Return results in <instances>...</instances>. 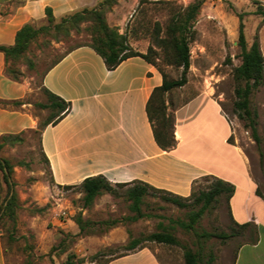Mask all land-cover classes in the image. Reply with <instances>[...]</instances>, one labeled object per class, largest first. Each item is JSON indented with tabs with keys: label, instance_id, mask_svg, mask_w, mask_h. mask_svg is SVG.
Returning <instances> with one entry per match:
<instances>
[{
	"label": "crops",
	"instance_id": "0c3cea01",
	"mask_svg": "<svg viewBox=\"0 0 264 264\" xmlns=\"http://www.w3.org/2000/svg\"><path fill=\"white\" fill-rule=\"evenodd\" d=\"M97 4L98 0H0V44L13 45L25 23L44 20L47 6L61 17ZM258 38L264 54L262 22ZM6 64L0 51V100L8 102L0 105V141L4 135L37 129L41 120L33 110L35 102L28 100L30 82L10 78ZM162 83L158 67L141 56L109 69L90 45L66 53L42 77L43 87L72 103L69 113L42 131L51 178L57 186L75 185L102 174L113 183L141 180L182 196H189L194 183L205 176L222 178L235 186L229 202L233 220L252 223L242 229L248 239L238 246L231 264H264V198L257 193L261 186L252 174L249 155L236 141L232 119L204 86L173 109L177 144L169 151L162 149L147 112L154 88ZM258 113L259 125H264V101ZM0 264H5L1 231ZM107 264L163 263L145 246Z\"/></svg>",
	"mask_w": 264,
	"mask_h": 264
},
{
	"label": "rangeland",
	"instance_id": "374dc122",
	"mask_svg": "<svg viewBox=\"0 0 264 264\" xmlns=\"http://www.w3.org/2000/svg\"><path fill=\"white\" fill-rule=\"evenodd\" d=\"M164 1L120 0L108 13V20L128 34L130 44L135 43V49L147 52L153 46L161 56L162 49L155 43V26L159 22L165 27L171 16V9ZM172 1L179 7L187 6L193 0ZM258 2L264 5V0H207L203 4L195 23L197 34L191 42L189 81L184 87L168 92L166 98L169 111L173 112L175 107L207 86L232 119L236 141L249 155L252 174L264 191V125H259L258 113L257 128L262 140L257 143L251 131L244 128L232 111L236 99L234 68L241 63V50L237 43L238 13H245L243 21L250 46L258 36L262 22L261 16L255 14ZM34 23L40 26L48 21L44 19ZM86 26L87 23L83 24L81 31H73L60 41L50 35H41L32 43L26 58L16 65L23 73L21 80H28L33 89L28 96L29 101L45 100L42 77L54 60L70 48L90 42L91 35ZM160 64L169 78L180 77L182 68ZM263 101L264 90L260 86L251 96V105L258 112ZM33 110L41 120L49 114V109L33 107ZM35 130L24 132L22 142L6 145L0 152L15 165L13 176L20 199L16 221L8 218L0 221L6 250L5 264H66L71 254L80 264H106L111 258L129 252L125 246L131 238L160 230V222L180 240L177 245L155 241L143 243L155 251L163 264H185V246L200 251L205 264H231L238 246L248 239V234L232 222L224 196L205 211L192 230L171 222V219L188 220L189 208L165 201L159 192L149 194L143 205L144 210L153 216L108 227L102 223L103 220L132 214L129 201L124 197L125 189H119L117 196L103 194L92 207L84 208L79 188L68 189L51 182L41 136ZM211 182L205 176L194 184L195 190L205 189ZM3 186L2 196L4 183ZM79 212L95 222L92 228L80 231L75 222ZM205 232H215L219 236L208 238Z\"/></svg>",
	"mask_w": 264,
	"mask_h": 264
},
{
	"label": "trees",
	"instance_id": "16d2710c",
	"mask_svg": "<svg viewBox=\"0 0 264 264\" xmlns=\"http://www.w3.org/2000/svg\"><path fill=\"white\" fill-rule=\"evenodd\" d=\"M119 1L120 0H98V4L94 7L86 6L68 12L61 17H56L52 8L47 6L45 18L48 21L47 24L37 26L34 22H27L18 30L16 41L13 45L0 44V51L4 52L7 61L5 71L10 78L20 81L23 73L16 65L21 59L26 58L32 43L41 35H50L56 41H60L70 36L73 31H81L83 24L87 23L85 28L90 32V42L78 44L70 48L62 56L54 60L47 70L58 63L66 53L82 45H90L93 47L104 58L109 69H115L122 61L132 56H141L148 62L156 65L163 75V83L154 88L147 104V112L153 127L156 142L162 149L169 151L176 146L177 139L174 133L175 116L173 112L169 111V104L166 96L168 92L185 86L189 81L188 74L191 68V42L195 39L197 34L195 23L203 4L207 0H193L187 6L179 7L175 6L172 0L164 1L171 9V16L165 27L159 22H157L155 26V43L162 49L161 56L158 55L157 50L153 46H150L147 52L135 49L130 44L128 34L126 32H121L118 26L110 24L108 13L113 10ZM244 14V12L238 13L239 28L237 43L241 50V63L234 68L236 99L233 102L232 111L243 123L244 128L251 131L253 139L257 143H260L262 139L257 128L258 112L251 105V96L254 91L264 83V54L258 36H256L252 44L248 46L245 23L243 21ZM255 14L261 16L262 23H264V5L260 2H258ZM58 18H60L59 21L57 20ZM160 62L182 68L180 77L174 79L169 78ZM28 64L30 67H33L32 62ZM42 91L46 101H38L35 102L34 105L35 108L49 109V114L44 120H40L37 130H35L40 133V136L47 125L51 123L55 124L60 121L69 113L72 107L70 101L65 100L48 88L42 86ZM21 103V101L13 102V104L16 105ZM7 104L8 102L0 100V105L6 106ZM23 133L4 135L0 141V152L6 145L12 146L22 142L24 139ZM44 158L48 164V159L46 157ZM14 167L15 165H13L8 158L0 155V221L4 218H8L15 222L17 218V209L20 199L15 188L17 183L13 176L15 171ZM206 177L212 180L207 188L197 191L195 190V186H193L192 193L189 196H182L166 189L157 188L141 180L113 183L102 174L86 177L80 184L59 186L68 189L79 188V191L82 193L84 208L92 207L96 200L103 194L109 193L117 196L120 194L119 189H125L124 197L129 201V208L132 214L123 218L103 220L102 223H105L108 227L116 226L122 222L137 221L145 217L153 216L154 214L144 210L143 205L149 194H155L157 192L161 193V197L165 201L171 202L182 208H189L188 220L171 219L172 223L179 224L187 230L194 229L205 211L222 196L228 201L232 222L240 229H246L251 226L252 223L249 222L237 224L232 218L229 202L235 191L234 184L215 176ZM51 182L55 184L53 178ZM3 183L5 184V193L2 196L4 191ZM12 189H14V191L11 194ZM257 193L264 198V194L259 188ZM75 222L80 227L81 232L86 231L88 228H92L95 223L90 218L83 216L82 212H79L75 216ZM159 227L160 230L131 238L125 246V250L129 251L127 253L147 246L143 244L146 241H155L171 245L180 244V240L177 236H175L172 231H169L163 222L159 223ZM204 235L208 238L219 236V234L215 232H205ZM184 248L185 264L206 263L200 251H195L187 246ZM127 253H122L116 257ZM66 264L80 263L75 259V256L71 254Z\"/></svg>",
	"mask_w": 264,
	"mask_h": 264
},
{
	"label": "water",
	"instance_id": "95a60500",
	"mask_svg": "<svg viewBox=\"0 0 264 264\" xmlns=\"http://www.w3.org/2000/svg\"><path fill=\"white\" fill-rule=\"evenodd\" d=\"M14 189H12L11 194L13 193Z\"/></svg>",
	"mask_w": 264,
	"mask_h": 264
}]
</instances>
